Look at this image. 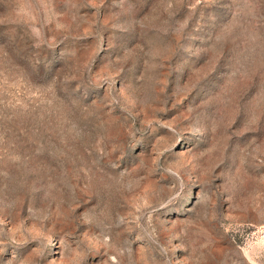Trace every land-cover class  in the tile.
I'll use <instances>...</instances> for the list:
<instances>
[{
	"label": "rangeland",
	"instance_id": "obj_1",
	"mask_svg": "<svg viewBox=\"0 0 264 264\" xmlns=\"http://www.w3.org/2000/svg\"><path fill=\"white\" fill-rule=\"evenodd\" d=\"M0 264H264V0H0Z\"/></svg>",
	"mask_w": 264,
	"mask_h": 264
}]
</instances>
